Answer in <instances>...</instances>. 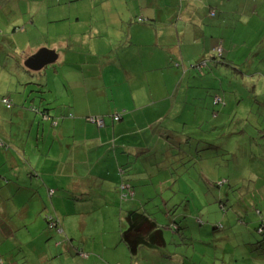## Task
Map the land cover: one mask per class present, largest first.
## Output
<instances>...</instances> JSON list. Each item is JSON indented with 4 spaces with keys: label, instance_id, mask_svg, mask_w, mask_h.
I'll return each mask as SVG.
<instances>
[{
    "label": "crops",
    "instance_id": "1",
    "mask_svg": "<svg viewBox=\"0 0 264 264\" xmlns=\"http://www.w3.org/2000/svg\"><path fill=\"white\" fill-rule=\"evenodd\" d=\"M93 1L95 2L90 4L92 9L106 6L124 8L132 4L138 8L139 16L135 14L134 17H119L116 9L115 17L103 18L114 24L113 30L105 26L100 28L98 25L96 35H93L90 31L92 25H89L82 26L80 32L74 34L54 32L50 35L48 32L45 37L39 34L36 36L37 47L32 46L29 41L21 43L14 39L18 35H26L28 27L35 28V13L33 14L31 9L26 13L28 21L24 27L20 28L19 21H14L15 28L9 30L11 23L5 18L4 23L8 25L0 28V167H7L11 174L18 175V179L7 184H4L0 177V196L3 197L6 193H15L18 196L19 193L25 192L29 194L26 200L30 202L35 199L38 203L35 222L42 219L45 227L41 231L44 232L46 228L47 239L53 238L56 251H63L62 256L57 251V257L52 264H125L126 257H129V264H138L139 256L134 258L132 255L133 242L139 245L143 240L157 238L163 246L167 243L172 248L184 245L181 240L175 241V235L183 230V224L176 223L179 218L172 217L168 213H171V210L165 214L168 219L166 222L153 219L152 215L144 210L141 211L143 215L138 227L128 226L123 220L124 215L125 220L131 217L132 212L127 211L145 208L141 200H137L134 184L157 176H160L157 177L159 182H166L160 180L162 169L165 167L161 168L159 165L156 167L157 175L150 176L146 173V167H150L151 163L145 162L152 161V157L148 155L152 143L156 140L168 143L165 135L174 131L161 133L158 126L162 124L160 117L164 116L163 111L151 113V110L157 107L154 105L156 102L168 101V98L163 101L160 97L162 88L167 91L174 81L184 77L190 81L197 80L195 75L200 74L194 69L184 72L187 66L193 67L200 61L207 62L208 58L215 61V50L218 47L223 49V60L232 58L236 50L232 53L229 48L231 41L225 37V29L226 22L230 23V20L224 13L217 11L216 8L222 6L218 2H211L209 8L204 5L203 11L200 9L205 15L203 22L208 20L213 29L221 27L224 30L216 34L214 31L206 38L208 26L200 25V20L198 21L194 14L189 19L185 17L183 4L190 6L193 0ZM239 4L247 10L249 0H240ZM8 6L7 0H0L2 19V14L9 13ZM33 6L35 4H30L29 8ZM214 10L215 16L210 14ZM10 12H22V15L24 13L20 5H13ZM45 16L48 24L59 22L56 19H48V12ZM216 19L221 23L216 22ZM183 20L190 24V35L193 36L191 44L184 42ZM105 28L107 36L103 35ZM120 31L123 40L113 41L114 37L120 38ZM4 36L12 41L7 42ZM95 36L101 43L102 39L112 40L107 44L108 50L100 55L96 44L94 46L90 42L96 39L93 38ZM131 38H138V43L142 47L144 45L145 49L130 46L128 41ZM208 42L211 44L210 51L204 55L205 49L200 46L203 43V46L207 47ZM185 44L189 50L193 46L198 47L195 56L192 51L187 54L183 48ZM41 49L53 51L56 61L41 71L28 69L25 66L26 60ZM111 56L115 58L112 59ZM90 57H95V60L89 61ZM133 58H136L138 68L146 74L136 75L132 72L128 65ZM246 62L249 64L248 60ZM90 66L94 67L96 74L89 70ZM49 69L55 79L53 86L49 83ZM32 85L41 87L40 90L46 94L51 93L52 88L55 92L53 101L52 98L47 100L50 108L43 110L45 113L33 106L35 99L31 91L29 92ZM138 96L146 97L148 102L154 103H142L144 100ZM2 98H9L11 109L6 108ZM210 103L214 105V99ZM7 114L10 120L7 119ZM30 114L40 117L47 127L42 126L40 131V125L36 126L34 119L25 121L24 117ZM116 114H121L118 122L112 120ZM15 118H18L16 125L21 127L18 131L15 129L18 127H14ZM194 118L202 123L207 120L215 125L217 114H194ZM33 131L36 132V137L34 145H31L29 137ZM23 136L27 139H22ZM164 174L167 176L168 172L164 171ZM39 182H42L45 192L37 186ZM94 187L99 195L96 205L95 202L92 204L86 200L96 199L92 195L88 196V192H92ZM47 194L50 195L48 198ZM66 197L75 200L65 202ZM142 197L146 199L143 193ZM102 202L107 205V209L100 214L97 211ZM59 204H62L66 217H72L69 223L66 217L62 220L49 215L51 209H54L55 214H62L63 210ZM29 212V208L25 209V213ZM46 215L51 216L61 234L48 229L49 219L44 218ZM99 215L100 218L97 217ZM90 218L93 219L89 221ZM175 223L178 227L173 235L172 224ZM256 224L257 222L255 226ZM52 232H56L54 237L50 236ZM253 233L255 238L261 237L255 229ZM259 241L262 239L246 243L244 250L240 249L242 253L238 256L239 260H236L237 255L233 250L232 254H227L229 261L242 260L264 264V253L259 256L255 251V243H259L258 247L264 246V241ZM177 249L168 252L177 256ZM11 250L13 249L10 246L2 253L6 254ZM2 253L0 252V256ZM45 256L40 258L42 264L49 262L46 254ZM35 264H38L36 259Z\"/></svg>",
    "mask_w": 264,
    "mask_h": 264
},
{
    "label": "rangeland",
    "instance_id": "2",
    "mask_svg": "<svg viewBox=\"0 0 264 264\" xmlns=\"http://www.w3.org/2000/svg\"><path fill=\"white\" fill-rule=\"evenodd\" d=\"M193 1L190 6L183 4L185 17L189 19L194 14L198 21L200 20V25H207L206 38L210 37V33L214 31L216 34L224 30L221 27L213 29V25L208 20L206 23L203 22L205 15L200 12V9L203 11L204 5L209 8L211 2L222 5L220 8H215L229 17L230 23L226 22L225 37L231 41L229 44L231 52L233 53L234 49L236 51L233 57L227 60L217 58L213 61L208 58L202 66H187L184 72L194 69L200 74L195 75L197 80L190 81L184 77L174 81L168 87V92L162 88L160 97L163 101L168 98V101L156 102L154 105L157 107L153 108L151 113L162 110L164 116H161L160 120L163 127L158 126L161 133L174 132L165 135L168 143L160 140L152 143V149L148 153L152 161L145 163H151L150 167L146 165V173L150 176L157 173L156 167L159 165L161 168L165 167L162 169L160 180H166V182H159L157 177L160 176H157L134 184L133 189L136 190L137 200L140 199L145 208L127 211V213L132 212L130 215L132 220L131 217L125 220V215L123 220L128 226L138 227L143 215L141 211L144 210L150 213L153 219L166 222L168 219L165 214L171 210V213H168L174 218H179L176 223L183 224V230L175 235V241L181 240L184 244L180 248H172L169 243L163 246L157 238L143 240L139 245L133 242L132 255L134 258L139 256L138 264H255L242 260L230 262L227 254H232L234 250L237 255L236 260H239L238 256L242 253L240 249L244 250L243 247L248 242L257 239L253 233L256 226L251 213L254 209L264 210V0H249L247 10L240 7V0ZM7 2L9 13L2 14L3 19L0 16V28L8 25L4 23L5 18L11 23L9 30L15 28L14 21H19L20 28L24 27L25 22L28 21L26 13L31 9L32 13H35V28L28 27L26 35H18L14 39L21 43L29 41L35 47L38 45L36 36L40 34L41 37L43 35L45 37L48 32L50 35L54 32L74 34V32L79 33L82 26L89 25H92L90 31L93 35H96L98 25L100 28L105 26L113 30L114 24L103 18L115 17L116 9L119 17L123 15L134 17L135 14L139 16L138 8L132 4L124 8L106 6L92 9L90 4L95 2L93 0H7ZM30 4L35 6L29 8ZM13 5H20L23 15L22 12L11 13ZM47 12L48 19H56L59 22L48 24L45 20ZM23 17L25 18L21 19ZM215 21L221 23L219 19ZM182 31L185 36L184 42L191 44L193 36L190 35V24L184 20ZM103 35H108L106 28ZM4 38L7 42L12 41L11 38L5 36ZM114 38L113 41H122L121 31L120 38ZM101 41L103 43L98 38L90 41L94 46L96 44L99 55L108 50L107 44L112 40L102 39ZM138 41V38H131L128 44L138 49H145L144 45L142 47ZM203 43L200 47L205 49L204 55H206L208 50L210 51L211 44L208 42V46L204 47ZM32 46L30 45L29 48ZM109 48L112 49L110 46ZM183 48L187 54L194 52V56L198 49L193 46L189 50L187 44ZM247 52L249 55H246ZM93 60L95 57L89 58V61ZM130 62L128 66L133 73L146 74L144 70L138 68L136 58ZM111 67L116 68V66ZM93 68L90 66L89 70H93L96 74ZM48 74H50L49 83L53 86L55 79L50 69ZM157 75L160 76L159 73ZM254 75H259L261 81ZM148 78L150 80L149 74ZM151 83L156 90L154 83L152 81ZM40 88L37 85L29 88V92L31 91L35 99V105L32 102L29 103L43 111L50 108L47 100L52 98L53 101L55 92L52 88V92L46 94ZM214 95H220L225 105H212L210 101ZM138 98L144 100L142 103H154L148 102L146 97L138 96ZM213 112L217 114L215 125L207 120L206 123H202L194 118V114H213ZM116 115L121 116V114ZM7 119L10 120L8 114ZM24 119L25 121L34 119L36 126L40 125V131L43 129L42 126L47 127V124L42 122L36 114L25 116ZM14 124V127H18L15 128L17 131L21 129L19 125H16L18 118L14 119ZM35 131L29 137L31 145H34ZM23 138L27 139L26 136ZM133 168L135 170V166ZM164 171L168 172L167 176ZM0 177L4 184L18 179V175L11 174L4 166L0 167ZM215 184L217 187H214ZM37 186L45 192L42 182H39ZM55 190L58 193V190ZM142 193L146 199L142 197ZM91 195L96 199L86 200L92 204L95 202L96 205L99 195L95 187L92 192L91 190L88 192V196L91 197ZM28 198L29 194L25 192L19 193L18 196L15 193L0 196V228H2L0 229V252H5L10 246L13 249L6 254L2 253L5 264H35V259L38 264H42L41 257L46 254L49 259L51 252L56 251L53 238L47 239V229L45 228L44 232L41 231L45 227L42 219L35 222V209L38 208V203L35 199L29 202L26 200ZM64 200L74 202L75 199L66 197ZM221 202L225 207H222ZM48 204L51 208L49 200ZM59 207L63 210L62 214H55L54 209H51L48 214L65 220L66 214L62 204H59ZM164 207L167 208L164 209ZM27 208L30 210L29 214L25 213ZM106 209L107 205L102 202L97 212L103 214ZM49 215L44 218L51 219ZM97 217L100 218V215ZM71 218L70 215L66 217L68 223ZM91 219L93 218L89 221ZM55 235L56 232L50 234L51 237ZM174 249H177V256L168 252V250L174 252ZM127 263L129 264V257L125 258V264Z\"/></svg>",
    "mask_w": 264,
    "mask_h": 264
},
{
    "label": "trees",
    "instance_id": "3",
    "mask_svg": "<svg viewBox=\"0 0 264 264\" xmlns=\"http://www.w3.org/2000/svg\"><path fill=\"white\" fill-rule=\"evenodd\" d=\"M211 15H216V12H215V10H214V12H211L210 13ZM139 21H141L142 22V20H139ZM215 55L217 56L216 58H215V60L218 58V59H221V58H223V49H222V47H218L216 50H215ZM248 55H249V52H248ZM224 59V58H223ZM206 62L204 61V62H202V61H200L198 64H196V66L197 67H199V66H202V64L204 65ZM194 67V66H193ZM241 74V73H240ZM241 75H243V74H241ZM254 77H257V78H260V76H256V75H254ZM260 81H261V78H260ZM261 93V95H263V92L261 91L260 92ZM213 99H214V105L216 106V105H222V106H224L225 105V103H224V101L223 100H221V96L220 95H214L213 96ZM4 100H8V102H9V104H8V106H10V107H8L7 106V104L4 102ZM219 100V101H218ZM2 103L6 106V108L7 109H11L12 108V104H11V101L9 100V98H2ZM238 104V103H237ZM236 104V105H237ZM42 113H45V111H42ZM43 116L44 115H46V114H42ZM118 118V120H115V118ZM121 119V116L120 115H114L113 117H112V120L114 121V122H118L119 120ZM214 187H217V184H215L214 185ZM231 188V187H230ZM221 205H222V207H225V206H223L224 205V203L223 202H221L220 203ZM234 206V205H233ZM257 208V207H256ZM247 213V212H246ZM252 215H251V217L253 218V220H254V222H257V224H256V228H254L255 230H256V232L258 233V235H261V237L260 238H257V239H262V241H264V210H258V209H254L253 210V212L251 213ZM49 222V224H52V227H50V226H48V229L49 230H54V231H57V233H59V234H61V232H60V230H59V228H58V226H57V224L55 223L54 224V221L51 219V220H49L48 221ZM172 223H174V222H172ZM173 226H172V232H174L173 233V235L176 233L175 231H176V227H178L177 225H176V223L175 224H172ZM256 239V240H257ZM255 240V241H256ZM262 241H259L260 243L262 242ZM258 245H259V243H255L254 244V246L256 247V249H255V251H256V254L257 255H259V256H261L263 253H264V246H262V247H258ZM58 251V250H57ZM57 251H55V253H53V252H51V254H50V257H49V262H48V264H52L53 263V260L54 259H56V253H57ZM58 254H61V256H62V253L60 252V253H58ZM0 264H5L4 263V260L2 259V256H0Z\"/></svg>",
    "mask_w": 264,
    "mask_h": 264
},
{
    "label": "water",
    "instance_id": "4",
    "mask_svg": "<svg viewBox=\"0 0 264 264\" xmlns=\"http://www.w3.org/2000/svg\"><path fill=\"white\" fill-rule=\"evenodd\" d=\"M56 61V55L48 49H41L26 60L25 66L32 71H41Z\"/></svg>",
    "mask_w": 264,
    "mask_h": 264
},
{
    "label": "built area",
    "instance_id": "5",
    "mask_svg": "<svg viewBox=\"0 0 264 264\" xmlns=\"http://www.w3.org/2000/svg\"><path fill=\"white\" fill-rule=\"evenodd\" d=\"M4 102H5V103L7 104V106H8V104H9L8 100H4ZM8 107H10V106H8ZM115 120H118V118L116 117ZM100 123H101V122H100ZM49 226L52 227V224H49Z\"/></svg>",
    "mask_w": 264,
    "mask_h": 264
},
{
    "label": "clouds",
    "instance_id": "6",
    "mask_svg": "<svg viewBox=\"0 0 264 264\" xmlns=\"http://www.w3.org/2000/svg\"><path fill=\"white\" fill-rule=\"evenodd\" d=\"M49 220H51V219H49ZM49 220H48V221H49ZM48 225H49V223H48Z\"/></svg>",
    "mask_w": 264,
    "mask_h": 264
}]
</instances>
